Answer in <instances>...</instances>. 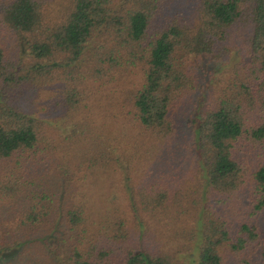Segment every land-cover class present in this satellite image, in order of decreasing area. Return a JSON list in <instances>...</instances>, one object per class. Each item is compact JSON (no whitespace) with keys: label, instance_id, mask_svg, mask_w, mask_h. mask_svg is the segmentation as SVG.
Listing matches in <instances>:
<instances>
[{"label":"trees","instance_id":"trees-1","mask_svg":"<svg viewBox=\"0 0 264 264\" xmlns=\"http://www.w3.org/2000/svg\"><path fill=\"white\" fill-rule=\"evenodd\" d=\"M233 52L185 128L190 59ZM263 210L264 0H0V251L264 264Z\"/></svg>","mask_w":264,"mask_h":264},{"label":"rangeland","instance_id":"rangeland-1","mask_svg":"<svg viewBox=\"0 0 264 264\" xmlns=\"http://www.w3.org/2000/svg\"><path fill=\"white\" fill-rule=\"evenodd\" d=\"M240 58L238 52H233L231 56L226 59L214 61L211 60L208 56L192 57L190 59V69L195 72L198 77V82L196 85V90L193 93L194 103H190L188 114L185 115L183 124L185 128H188L190 125L189 114H192L195 111V102H198L199 96L203 92H207L210 85L215 83V79L219 78V71L224 70L225 68L232 65L235 61ZM208 89H207V88ZM201 99H199L200 101ZM241 216L246 215L244 212L240 213ZM238 218V217H237ZM251 218H254L252 216ZM259 227V230L263 236L260 240H264V210L257 214L254 218ZM237 220V219H236ZM62 222V221H59ZM237 221H234V226L236 227ZM65 226V223H58L55 228L59 231L60 234H63L64 231L62 227ZM44 231L41 230L37 235L38 239L24 241L21 245H14L10 249H3L0 251V264H53L57 258L56 248L52 246L54 243H60L56 235H52L47 240L51 242L53 249L48 248L49 246L46 243L42 242L40 239L43 237ZM200 239V238H199ZM258 241L247 239V245L241 249H232L227 247V261L226 264H238L241 257L249 258L252 264H263L261 258L258 256L259 251L255 250ZM197 248V245L195 246ZM179 258L183 259L185 262L192 264L197 258L198 254L194 250H189L187 252L177 254Z\"/></svg>","mask_w":264,"mask_h":264}]
</instances>
